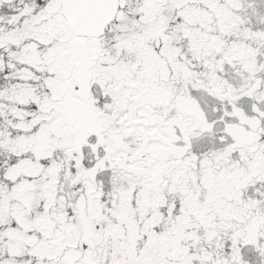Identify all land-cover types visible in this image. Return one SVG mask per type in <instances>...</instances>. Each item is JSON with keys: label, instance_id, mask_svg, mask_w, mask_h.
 <instances>
[{"label": "snow or ice", "instance_id": "1", "mask_svg": "<svg viewBox=\"0 0 264 264\" xmlns=\"http://www.w3.org/2000/svg\"><path fill=\"white\" fill-rule=\"evenodd\" d=\"M0 264H264V0H0Z\"/></svg>", "mask_w": 264, "mask_h": 264}]
</instances>
